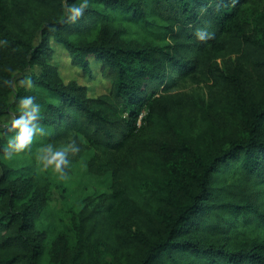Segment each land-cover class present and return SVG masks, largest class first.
Instances as JSON below:
<instances>
[{"label": "trees", "instance_id": "trees-1", "mask_svg": "<svg viewBox=\"0 0 264 264\" xmlns=\"http://www.w3.org/2000/svg\"><path fill=\"white\" fill-rule=\"evenodd\" d=\"M64 3L0 0V119L34 95L45 129L8 159L11 120L0 125V264H264V0H89L75 23L64 21ZM50 40L86 74L97 63L108 91L89 96L65 83ZM220 64L238 76L247 65L261 85L221 107L241 133L209 149L175 144L169 120L194 101L171 87L177 78L224 81ZM32 67L31 86L19 83ZM141 126L150 136L137 142ZM71 138L126 159L110 165L99 201L76 212L72 243L46 247L35 153Z\"/></svg>", "mask_w": 264, "mask_h": 264}, {"label": "rangeland", "instance_id": "rangeland-1", "mask_svg": "<svg viewBox=\"0 0 264 264\" xmlns=\"http://www.w3.org/2000/svg\"><path fill=\"white\" fill-rule=\"evenodd\" d=\"M38 41L36 38L35 42ZM53 49L52 61L57 66L61 79L67 83L73 81L87 88L89 96H96L108 91L110 81L104 79L98 65L91 60V73L86 74L70 63L66 49L50 40ZM227 79L213 82L205 79L177 78L171 87L173 91L190 94L194 106L178 110L169 120L174 127L175 144L184 142L197 149H209L217 145L224 135L241 133V124L237 115L221 108L235 96L236 90L260 92L261 85L249 76L247 65L240 67V76L232 69L220 64ZM37 67L28 68L15 76L19 83L25 76L38 73ZM247 75V79L243 78ZM242 76V78H241ZM28 86L25 83H21ZM11 115L0 119V125L11 120ZM138 120V125H140ZM150 136L148 126H141L137 131L136 141L142 142ZM75 140L80 146L76 154H69L71 161L66 169V178L61 179L51 171H40L35 162L33 187L44 197L43 207L36 220V227L44 231L48 246H66L72 240V220L76 212L93 206L99 201V195L110 187V165H117L126 159V153H102L91 148L84 139ZM59 144H63L60 142ZM58 144V145H59ZM72 243V241L70 242Z\"/></svg>", "mask_w": 264, "mask_h": 264}, {"label": "clouds", "instance_id": "clouds-1", "mask_svg": "<svg viewBox=\"0 0 264 264\" xmlns=\"http://www.w3.org/2000/svg\"><path fill=\"white\" fill-rule=\"evenodd\" d=\"M89 5V0H65L63 17L67 23L77 22L85 13ZM197 37L201 40L206 38L204 30H197ZM8 41L0 39V47L6 46ZM11 72V69H9ZM13 79H3L2 84L13 86ZM21 83L31 86V77L25 76ZM41 104L37 102L34 95H26L20 97L17 101V112L11 118L6 127L12 134L7 137L6 146L3 147L6 158L11 159L14 154L21 153L28 149L37 135H44L45 129L42 127L41 120ZM4 135V133H0ZM80 151V146L75 140L65 142L63 144L48 143L41 145L35 153V161L37 168L44 171H51L59 175L61 179L66 178V169L70 165L69 154H76Z\"/></svg>", "mask_w": 264, "mask_h": 264}]
</instances>
